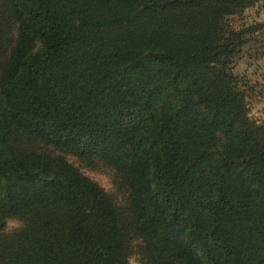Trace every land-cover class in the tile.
<instances>
[{"label": "trees", "instance_id": "trees-1", "mask_svg": "<svg viewBox=\"0 0 264 264\" xmlns=\"http://www.w3.org/2000/svg\"><path fill=\"white\" fill-rule=\"evenodd\" d=\"M250 0H0L6 264H264V125L230 71ZM10 22L12 32L5 28ZM102 162L127 214L59 155Z\"/></svg>", "mask_w": 264, "mask_h": 264}, {"label": "rangeland", "instance_id": "rangeland-1", "mask_svg": "<svg viewBox=\"0 0 264 264\" xmlns=\"http://www.w3.org/2000/svg\"><path fill=\"white\" fill-rule=\"evenodd\" d=\"M3 7H0V24L4 19ZM234 29L251 27L254 30L247 34L245 43L239 54L232 60L230 71L240 91L244 95L248 118L264 125V0H250L249 5L241 12L228 17ZM5 28L12 32L10 22ZM14 143L22 149L45 152L51 157L63 156L81 174L99 185L116 204L124 215L128 209V189L122 177L112 168L98 160L81 159L71 154L59 153L51 146L45 145L29 137L18 136ZM24 225L21 217L14 216L7 219V226L0 231V240ZM134 252L128 258V264H144L141 240L134 238ZM0 264H6L0 262Z\"/></svg>", "mask_w": 264, "mask_h": 264}]
</instances>
